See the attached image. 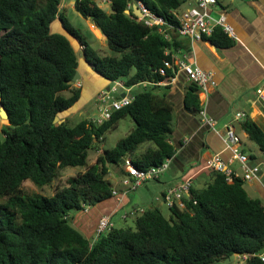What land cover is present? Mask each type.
<instances>
[{
    "label": "trees",
    "instance_id": "trees-1",
    "mask_svg": "<svg viewBox=\"0 0 264 264\" xmlns=\"http://www.w3.org/2000/svg\"><path fill=\"white\" fill-rule=\"evenodd\" d=\"M109 1L107 12L96 0H74L75 10L106 36L109 53L102 54L81 38L61 8L63 0H0V104L9 115L0 132V264H213L245 254V264H264L258 257L264 251V201L251 197L242 179L230 183L221 172L213 171L204 189L192 188L185 208L169 209V217L151 206L136 216L134 228L114 227L96 239L73 225L71 213L82 212L83 204L112 199L111 166L128 159L148 170L175 154L174 105L157 89H170L159 84L172 75L165 62L189 49L174 15L187 0ZM135 2L172 29L161 33L159 26L127 15ZM56 21L79 41L81 57L99 76L129 88L150 84L110 119L98 123L87 117L69 125L60 115L82 98V87L70 84L80 57L67 35L52 32ZM205 40L220 49L235 43L221 27ZM184 103L199 114L196 84L191 82ZM126 118L134 122L130 133L114 147L101 148ZM240 127L264 153V128L249 117ZM93 151L99 154L89 165ZM70 167L86 170L51 196L25 193L24 182L44 188Z\"/></svg>",
    "mask_w": 264,
    "mask_h": 264
},
{
    "label": "crops",
    "instance_id": "crops-1",
    "mask_svg": "<svg viewBox=\"0 0 264 264\" xmlns=\"http://www.w3.org/2000/svg\"><path fill=\"white\" fill-rule=\"evenodd\" d=\"M188 5L189 3L187 2L182 9L188 7ZM61 8L65 9L64 6ZM217 8L218 10H215L212 16L217 19L220 10L226 13L227 19L234 27L237 36L234 39V45L227 49H220L212 45L208 40L193 42L189 39L181 38L189 42V49L178 51L174 54L173 58L186 57L187 60L195 63L201 69L212 71L215 74L217 88L213 89L206 96L200 97L199 95V97L200 102H204L207 114L217 121L219 133L208 126H204L200 122L199 114H193L186 109L184 97L191 82L184 73H178L175 81L170 84H161L162 87L170 85V89L160 88L157 90L160 94H167V98L174 105L171 124L173 132L170 136V143L175 148V154L171 158L169 168L152 185L155 192L149 199L145 194L138 193L137 189L136 196H133L134 200L131 199L133 193L125 196L121 195L120 200L112 197L117 202L114 209L101 212L95 211L92 217L80 221L73 220V225L87 238H96L98 221L103 215L110 216L113 221V216L117 214L119 209L125 206L128 209L127 211H129L126 214L134 218L141 214L140 204L144 203H151L149 207L157 206L163 212L162 208L167 207L163 200L164 193L169 188L176 187L187 179L192 178L193 189H204L213 179V171L208 168L211 158L219 154L227 161L231 156L230 151L226 149L223 134L225 126L236 121L238 114H244L245 118L249 117L253 119L264 128V112L256 92L259 87L264 85V0H218ZM58 23L61 25L60 22ZM54 25L55 23L52 26ZM54 28L57 29L52 32L66 35L62 25L61 27L55 25ZM93 28L92 34L97 35L95 30H98L102 34L95 25ZM102 36H104L107 45L106 36L103 34ZM80 47L82 50L81 45ZM93 47L95 48V46ZM82 59L86 66L90 68V72L95 74L96 72L87 64L86 60ZM79 73L82 78L80 66ZM103 80L111 83L113 86V82L105 78ZM79 83L80 87H82L80 102L88 93H90L91 97L95 96L97 98L98 93L105 86L99 85L91 94V91L85 92L87 89L84 84L80 81ZM132 89L130 93H127L128 95H133ZM122 94H126V92L120 91L117 97H120ZM241 122L237 121L233 124L237 134L242 139L243 151L250 157L253 164L262 166L260 179L253 182H244V188L251 197L264 201V153L255 143L248 139L247 134L240 127ZM123 165L121 164L120 167L113 165V168L111 167V171L114 170L116 172V175H114L116 177L114 188L119 191L123 188L121 180L124 176L122 173L126 170ZM229 167L239 177L242 176L243 172L240 163L235 162ZM94 207L92 206L91 208Z\"/></svg>",
    "mask_w": 264,
    "mask_h": 264
},
{
    "label": "built area",
    "instance_id": "built-area-1",
    "mask_svg": "<svg viewBox=\"0 0 264 264\" xmlns=\"http://www.w3.org/2000/svg\"><path fill=\"white\" fill-rule=\"evenodd\" d=\"M187 2L189 3L188 7L174 12V15L179 21L177 31L181 37L187 38L193 42H200L204 41L205 38L212 36L216 27H221L223 32L230 38H237L235 29L229 23L227 15L224 11L220 10V14L217 19L212 16V13L215 10H218V0H187ZM134 4H137V6L143 12V17L141 18L135 15L138 21H143L150 27L154 25L159 26V31L161 33H166L167 30L172 29L170 26L167 27V29H164L163 26L165 25V21L162 18L155 16L143 4V2L130 3L128 9L132 10ZM165 67L171 70L172 75L159 84H170L175 81L178 73H184L190 82L197 85L199 88L200 97L206 96L213 89L217 88L215 74L212 71L201 69L195 63L187 60L186 57H175L172 61L165 62ZM160 72L162 75L165 74L164 69H161ZM148 84L150 83H141L142 86H147ZM131 88L126 87L123 81H115L109 90H101L96 98L99 106V118L95 121L101 123L102 121L108 120L111 118L114 111H118L130 105L133 101V95H128L127 93H130ZM120 91H125V96L115 97V94L117 95ZM256 92L264 112V85L259 87ZM201 106L202 108L199 112L200 122L204 126H208L219 133L217 129V121L207 114L203 101H201ZM236 118L237 119L234 122L243 121L245 116L244 114L240 113ZM233 123L227 124L225 126V131L223 134L226 149H228L231 153L230 158L226 161L221 155L216 154L211 158L208 168L211 171L223 173L226 176L227 181L231 183L233 182L234 177L239 176L235 174L234 170L229 166L235 162H238L240 163L243 172L242 176L239 178L242 179L243 182H253L259 180L262 166L259 164H253L250 157L243 151L242 139L237 134ZM170 162L171 158H167L161 165L157 167H151L148 170H139L132 165L130 160L125 159L124 167L126 169L125 171L127 172V175L121 180L123 188L121 191L113 188V197L120 200L121 195H128L149 181L159 180L169 168ZM192 186L193 180L190 178L179 183L176 187L169 188L163 195L165 205L169 209L173 207L184 209L185 199L190 197ZM82 206V212L84 213L89 212L91 209V206L88 204H83ZM142 212L140 211V213ZM127 217L128 214H125L123 219H127ZM112 228H114V223L111 217L103 215L98 221L96 238L103 233H107ZM238 256L243 258L244 262H246L248 258L247 254ZM258 257L264 263V251L259 253Z\"/></svg>",
    "mask_w": 264,
    "mask_h": 264
},
{
    "label": "rangeland",
    "instance_id": "rangeland-1",
    "mask_svg": "<svg viewBox=\"0 0 264 264\" xmlns=\"http://www.w3.org/2000/svg\"><path fill=\"white\" fill-rule=\"evenodd\" d=\"M98 4L107 12L111 11L110 8V2L109 0H96ZM74 0H64L62 3L61 7H65V12L68 18L70 19L71 23L79 30L81 38L84 39V41H87L90 43L92 46H95L97 50H99L102 54H108V48L106 45V40L102 34L99 33L98 30H95V33L98 35L95 36V34H92L91 31H94V24L90 19H85L84 17L81 16L80 13H78L74 6H73ZM59 21L55 22V25H58L61 27V25L58 23ZM52 26V31H56L55 27ZM66 35L70 38L73 46L75 47L76 51L79 54V57H81L80 52H81V47L79 44V41L76 40L75 38L69 36L67 33ZM95 37H94V36ZM100 35V36H99ZM94 38V39H93ZM96 38V39H95ZM94 40V41H93ZM79 66L82 74V78H80V82L85 85V92H90L92 94V91L97 88L99 85H105L104 89L109 90L112 86L111 83L106 82L103 80L101 76H98V74H94L90 72V68L86 66L82 58H79ZM91 73V74H89ZM79 81L75 84L77 87H79ZM103 89V90H104ZM145 89L144 86L142 85H137L134 86L132 89V94L136 95L140 92H142ZM115 97L117 95L115 94ZM93 117L94 120H98L99 118V106L96 100V97H91L90 93L86 94L83 100L78 102L73 108H71L69 111L63 113L60 115V118L63 120H67L69 125L74 126L77 123H79L82 119L87 118V117ZM9 123V122H8ZM7 121L2 120L0 117V132L1 128L4 125H8ZM134 127V122L130 118L123 119L119 122L118 128L110 133L107 134L106 139L104 143L102 144L101 148H112L116 145V143L127 136L132 128ZM99 152L93 151L91 152L90 158H89V165L93 164L96 160L97 155ZM113 168V166H111ZM86 170V168H67L63 171L60 172L59 177L52 183L50 186H46L44 188H38L35 186L32 182L26 181L23 183V188L26 194L28 195H33L35 193H40L46 196H51L54 194L55 190L57 189L58 186H62L66 179L72 176H76L79 173H83ZM116 172L113 170L111 171L110 174V180L115 183L116 177ZM156 181H149L145 184H143L140 188H138V193H143L148 197V199L151 197V195H154V188H152V185ZM133 191L130 194L131 199H133V196L135 197L137 192ZM134 200V199H133ZM133 205L135 204L134 201L132 202ZM149 204L151 203H144L140 204V210L144 211L147 208H149ZM117 205L116 200L112 199L103 203H100L96 205L94 208H91L88 213L84 212H78L74 211L71 213L73 220H83L87 219L89 217L94 216L95 211H107V210H112L115 208ZM163 213L165 216L169 217L170 216V210L168 207H163ZM127 207H123L122 209H119L117 214L113 216V223L115 224L116 228H127V227H135V218L133 216H130L128 214L127 219H123V215L126 213H129L127 211ZM74 224V222H73ZM77 228V227H76ZM78 229V228H77ZM79 230V229H78ZM213 264H245L244 259L239 257L238 255L232 256L229 259L222 260L220 262H216Z\"/></svg>",
    "mask_w": 264,
    "mask_h": 264
},
{
    "label": "water",
    "instance_id": "water-1",
    "mask_svg": "<svg viewBox=\"0 0 264 264\" xmlns=\"http://www.w3.org/2000/svg\"><path fill=\"white\" fill-rule=\"evenodd\" d=\"M125 13L127 15H130V14H134L136 15L137 17H143V12L140 10V8L137 6V4H134L133 7H132V10H129L127 9L125 11ZM81 78V75L79 72L76 73L75 77L73 78V80L70 82V84L72 83H77ZM122 97L125 96V94H122L121 95ZM0 117L4 120H7L9 122V115H8V112L6 110V108L0 104ZM58 118H56V122H57ZM125 163V159L121 162V164H124Z\"/></svg>",
    "mask_w": 264,
    "mask_h": 264
}]
</instances>
